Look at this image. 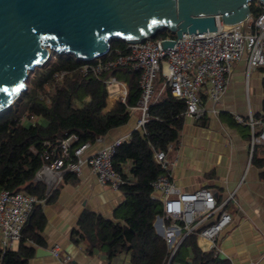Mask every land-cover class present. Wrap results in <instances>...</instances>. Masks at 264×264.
I'll list each match as a JSON object with an SVG mask.
<instances>
[{
  "label": "trees",
  "instance_id": "trees-1",
  "mask_svg": "<svg viewBox=\"0 0 264 264\" xmlns=\"http://www.w3.org/2000/svg\"><path fill=\"white\" fill-rule=\"evenodd\" d=\"M257 3L251 4L253 18L261 13ZM169 34L160 33L156 39ZM128 52V44L112 40L111 52L104 59ZM85 63L71 55L54 54L45 67L30 75L28 90L21 98L0 113V192L29 194L45 200V205L55 202L63 187L76 185L79 178L67 173L51 194L47 192V185L36 180L46 161L44 153L48 147L45 143L56 146L64 139L76 137L77 141L71 145L74 156L77 148L86 143L95 144L111 130L129 122L130 108L137 104L141 94L140 73L130 68H119L105 76V79L114 76L126 83L128 90L125 103L119 96L109 108L108 88L103 81L81 74ZM61 72H68V75L59 82L54 75ZM164 82L165 78L160 74L155 82L156 95L149 109L150 119L145 132L134 131L129 141L116 148L114 167L128 179L121 189L124 202L115 211L113 219L84 211L72 232V240L85 243L89 256L100 251L110 264L120 255L128 256L131 264H167L170 256L164 239L154 227L156 217L162 215L163 210L161 204L152 199V182L164 173L155 160V153L166 151L170 145L178 147L187 106L184 100L173 96L168 86L158 97ZM23 116L28 119L37 117L38 121H23ZM204 120H199V123ZM261 120L264 123V117ZM128 162L132 168L127 174L125 167ZM42 206H35L16 250L4 253L0 247V264H30L37 249L47 247L43 237L47 219ZM197 237L195 232L186 238L173 263L232 264L215 256L213 251H202Z\"/></svg>",
  "mask_w": 264,
  "mask_h": 264
},
{
  "label": "built area",
  "instance_id": "built-area-1",
  "mask_svg": "<svg viewBox=\"0 0 264 264\" xmlns=\"http://www.w3.org/2000/svg\"><path fill=\"white\" fill-rule=\"evenodd\" d=\"M257 6L261 9L260 15L244 24H222L218 25L216 31L185 34L179 40L170 33L164 38L128 45L127 54L119 53L113 58L86 62L81 67V74L102 80L107 88L118 85L119 96L125 103L127 84L114 76L108 79L105 76L119 68L139 72L141 94L130 111L139 112L137 128L144 132L150 119L149 109L156 95L155 82L160 74L165 82L158 97L168 86L175 98L186 102V117L199 121L205 119L208 112L218 115L217 107L231 83L235 64L245 60L248 75L253 70L264 69V5L258 2ZM163 41L177 43L174 48H163ZM67 75L68 72L56 73L54 78L61 82ZM234 117L238 123H245L240 115L235 114ZM22 120L36 123L38 118L23 116ZM255 122L251 117L247 123L252 128V150L255 145H264V123H259L262 126L257 132ZM129 140L119 139L88 156L85 153L91 146L89 143L77 148L72 156L71 145L77 141L76 137L64 139L56 146L47 142L45 146L48 149L44 153L46 161L38 171L36 180L44 182L48 187L47 192L51 194L67 173L80 177L88 166L99 184L121 191L128 179L116 170L113 158L116 148ZM173 151L174 147L170 145L166 151L155 153V160L164 173L152 182V199L160 203L163 210V214L157 216L154 227L168 245L170 257L167 264L173 263L183 241L195 232L199 236L198 245L202 251H213L215 256L223 258L225 255L218 245V239L232 225L229 204L233 201L237 205L236 193L219 199L216 191L208 187L194 192L180 189L171 174V166L175 165L170 157ZM131 168L132 164L128 162L125 167L127 174ZM45 204V200L22 192H0V247L4 253L16 249L35 206ZM50 252L62 264H74L73 258L64 253L59 245H55ZM111 264H131V261L128 256L120 255Z\"/></svg>",
  "mask_w": 264,
  "mask_h": 264
},
{
  "label": "crops",
  "instance_id": "crops-1",
  "mask_svg": "<svg viewBox=\"0 0 264 264\" xmlns=\"http://www.w3.org/2000/svg\"><path fill=\"white\" fill-rule=\"evenodd\" d=\"M217 110L218 115L208 112L203 123L185 118L180 143L170 156L175 163L171 174L183 191L208 187L216 191L219 199L235 192L237 205L233 201L229 204L232 225L218 239L225 255L223 259L232 264H264V145H255L252 150V128L247 124L252 117L258 132L262 126L259 123H263L264 69L253 70L248 75L245 60L235 64L231 83ZM132 113L134 116H130L126 125L98 139L85 155L119 139H130L138 130L140 116L139 112ZM235 114L245 123H238ZM78 178L76 185L63 187L55 202L42 206L47 219L43 232L47 247L43 249L50 251L59 245L73 258L74 264H110L100 251L89 256L85 243H76L71 236L84 211L113 219L124 202L123 193L99 184L88 166ZM30 264L62 263L48 254L35 256Z\"/></svg>",
  "mask_w": 264,
  "mask_h": 264
},
{
  "label": "water",
  "instance_id": "water-1",
  "mask_svg": "<svg viewBox=\"0 0 264 264\" xmlns=\"http://www.w3.org/2000/svg\"><path fill=\"white\" fill-rule=\"evenodd\" d=\"M264 0H0V113L28 90L30 75L53 55L81 62L106 57L111 41L128 45L163 32L194 35L237 26ZM177 40V41H178ZM177 41H163L174 48ZM50 255L38 248L36 257Z\"/></svg>",
  "mask_w": 264,
  "mask_h": 264
},
{
  "label": "rangeland",
  "instance_id": "rangeland-1",
  "mask_svg": "<svg viewBox=\"0 0 264 264\" xmlns=\"http://www.w3.org/2000/svg\"><path fill=\"white\" fill-rule=\"evenodd\" d=\"M31 77V76H30ZM119 90H120V87L118 86V85H113V86H111V87H108V93H109V108H111L112 106H113V104L115 103V101L118 99V97H119ZM134 116V114L132 113L131 114V118ZM156 219H157V217H156ZM154 224H156V221H155V223ZM158 234V233H157ZM160 237H162L160 234H158ZM163 238V237H162ZM186 240V239H185ZM184 240V241H185ZM165 241V240H164ZM183 241V242H184ZM165 243H166V241H165ZM183 244V243H182ZM166 245H167V243H166ZM167 247H168V245H167ZM181 247V246H180ZM179 247V248H180ZM169 250V249H168ZM170 252V251H169ZM170 257V256H169ZM174 259V258H173ZM169 260V259H168ZM168 262V261H167ZM172 264H177L176 262H174V263H172Z\"/></svg>",
  "mask_w": 264,
  "mask_h": 264
},
{
  "label": "bare ground",
  "instance_id": "bare-ground-1",
  "mask_svg": "<svg viewBox=\"0 0 264 264\" xmlns=\"http://www.w3.org/2000/svg\"><path fill=\"white\" fill-rule=\"evenodd\" d=\"M251 18H252V17H251ZM229 210H230V209H229ZM230 212H231V211H230ZM231 214H232V213H231ZM232 217H233V216H232ZM76 230H77V229H76ZM224 231H225V230H224ZM224 231H223V232H224ZM223 232H222V233H223ZM75 233H77V232H75ZM222 233H221V234H222ZM78 234H79V233H78ZM221 234H220V236H221ZM220 236H219V238H220ZM198 238H199V236H198ZM35 248H36V247H35Z\"/></svg>",
  "mask_w": 264,
  "mask_h": 264
}]
</instances>
